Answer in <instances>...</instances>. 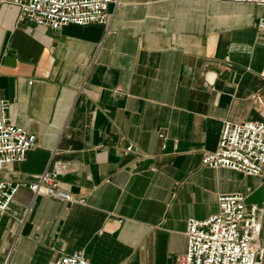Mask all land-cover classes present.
<instances>
[{
	"label": "crops",
	"instance_id": "obj_1",
	"mask_svg": "<svg viewBox=\"0 0 264 264\" xmlns=\"http://www.w3.org/2000/svg\"><path fill=\"white\" fill-rule=\"evenodd\" d=\"M15 1L0 0V88L37 147L0 180L58 169L60 188L84 203L23 187L0 213V264L74 252L91 264H177L188 220L218 214L220 196L264 206V178L202 166L226 122L264 124L253 99L264 100L260 8L120 0L105 25L54 32L21 22Z\"/></svg>",
	"mask_w": 264,
	"mask_h": 264
},
{
	"label": "built area",
	"instance_id": "obj_2",
	"mask_svg": "<svg viewBox=\"0 0 264 264\" xmlns=\"http://www.w3.org/2000/svg\"><path fill=\"white\" fill-rule=\"evenodd\" d=\"M215 1L260 8L262 15L256 28L258 32L264 33V0ZM14 3L20 8L21 22L60 32L69 25H105L110 5L119 6L120 0H16ZM253 99L264 108L261 96L255 95ZM9 110L10 104L2 96L0 88V174L11 165L24 163L29 152L37 147L36 136L13 124L9 119ZM126 151L132 153L133 146H128ZM202 166L264 178V124L226 122L217 150L204 154ZM60 174L58 169L48 167L28 184L0 180V213H9L15 197L23 187L28 188L34 197L43 196L71 204H83V200L60 188ZM218 205V214L206 220H188L186 250L178 256L177 264H263L264 245L260 237L264 206L248 208L246 196L240 193L220 196ZM30 212L31 208L24 212V219ZM54 264L91 262L83 253L74 252L60 257Z\"/></svg>",
	"mask_w": 264,
	"mask_h": 264
},
{
	"label": "water",
	"instance_id": "obj_3",
	"mask_svg": "<svg viewBox=\"0 0 264 264\" xmlns=\"http://www.w3.org/2000/svg\"><path fill=\"white\" fill-rule=\"evenodd\" d=\"M15 54L13 52H9L8 53V57L9 58H12ZM13 59V58H12ZM13 65L15 64V62L12 63Z\"/></svg>",
	"mask_w": 264,
	"mask_h": 264
}]
</instances>
